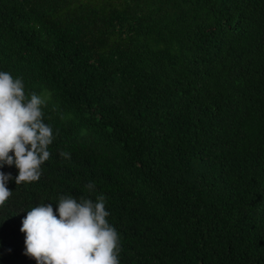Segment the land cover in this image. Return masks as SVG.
<instances>
[{
  "label": "trees",
  "instance_id": "16d2710c",
  "mask_svg": "<svg viewBox=\"0 0 264 264\" xmlns=\"http://www.w3.org/2000/svg\"><path fill=\"white\" fill-rule=\"evenodd\" d=\"M0 71L54 137L38 181L0 169V264L61 195H104L120 264H264V0H0Z\"/></svg>",
  "mask_w": 264,
  "mask_h": 264
},
{
  "label": "clouds",
  "instance_id": "9594fccd",
  "mask_svg": "<svg viewBox=\"0 0 264 264\" xmlns=\"http://www.w3.org/2000/svg\"><path fill=\"white\" fill-rule=\"evenodd\" d=\"M46 100L36 92L25 93L21 78L0 71V169H18L17 185L38 181L41 166L50 158L53 129L45 123ZM70 159V153L61 152ZM11 173L0 171V206L12 195ZM94 184L86 188L91 191ZM58 215L52 203H41L22 220L25 254L37 264H120L119 237L107 220L104 195L93 199L61 195Z\"/></svg>",
  "mask_w": 264,
  "mask_h": 264
}]
</instances>
